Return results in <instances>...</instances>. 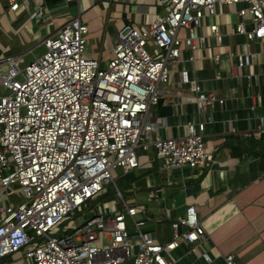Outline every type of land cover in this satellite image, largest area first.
<instances>
[{"label":"built area","instance_id":"2783aa9c","mask_svg":"<svg viewBox=\"0 0 264 264\" xmlns=\"http://www.w3.org/2000/svg\"><path fill=\"white\" fill-rule=\"evenodd\" d=\"M0 1L15 18L23 14L44 25L69 10L71 2L83 0H60L47 5L46 12L43 0ZM239 3L240 21L231 33L244 35L248 43L243 51L227 53L237 59L234 69H246L252 43L264 39V0H159L164 12L153 21L118 31L106 65L84 56L89 29L80 11L40 39L44 51L23 66L34 51L5 48L0 57V197L17 187L24 196L0 200V264L17 252L34 264H177L174 253L183 241L191 244L187 254L212 263L209 251L201 248L206 229L195 205L171 221L170 240L160 241L147 209L127 203L112 170L139 167L140 151L151 147L171 169L194 170L215 161L206 140L211 116L205 114L225 99L183 69L181 81L192 85L199 119L189 121L184 134L164 137L151 107L159 104L171 82V66L181 63L185 50L192 62L212 46L211 39L223 46L225 27L215 20L219 8ZM208 18L214 22L207 25ZM206 25L209 33L202 31ZM111 182L122 207L99 201ZM97 200L99 211H84ZM73 212L82 217L74 219ZM224 260L238 264L232 254Z\"/></svg>","mask_w":264,"mask_h":264},{"label":"crops","instance_id":"0c3cea01","mask_svg":"<svg viewBox=\"0 0 264 264\" xmlns=\"http://www.w3.org/2000/svg\"><path fill=\"white\" fill-rule=\"evenodd\" d=\"M98 3L107 10L104 29L112 37V50L122 27L151 22L164 12L159 0H83L71 2L69 9L74 5L84 21L86 12ZM242 6L225 4L219 8L215 20L225 27L223 46L211 39L212 46L201 50L192 62L188 60L190 52L185 50L181 63L171 66V82L163 87L159 104L151 107L164 137L184 134L187 123L199 119L192 85L181 81L183 69H188L205 90L225 99L224 105L208 106L205 114L211 116L206 140L214 150L215 161L194 170L171 169L168 160L157 156L151 147L140 151L139 167L123 169L115 180L125 193L143 195L152 202L145 216L160 241L170 240L171 221L183 217L188 205H195L206 229L201 248L212 256L210 264H226L224 256L228 254L234 255L238 264H264V39L252 43L250 67L234 69L237 59L227 51H243L248 43L244 35L231 33L240 21L238 10ZM9 15L14 24L29 21L22 19L23 14L17 18ZM212 22L214 18L206 20L207 25ZM207 25L202 29L205 33H209ZM7 48L22 50L19 44H9ZM112 50L107 58L100 52L97 59L102 65L107 64ZM190 247V243L182 242L174 253L177 264H189L190 260L205 264L198 254H187ZM1 264L34 263L23 252H17L5 257Z\"/></svg>","mask_w":264,"mask_h":264},{"label":"rangeland","instance_id":"374dc122","mask_svg":"<svg viewBox=\"0 0 264 264\" xmlns=\"http://www.w3.org/2000/svg\"><path fill=\"white\" fill-rule=\"evenodd\" d=\"M44 7L43 10L47 11V5H52L53 3L49 2L48 0H43ZM58 5V4H57ZM7 5L5 2L0 1V57L3 56L5 48L10 45H20L22 47V51L26 52L27 50H33L34 53L28 54L24 62L21 66H23L24 63H29L34 59V56L40 55L44 51L43 46H38V42L40 39H42L44 36H46L48 33L53 32L56 28L59 27V25H62L67 20L71 19L72 17L76 16L78 11L74 7V5L71 6V8L67 11H62L58 14H55L53 16V19L50 20L49 23L41 25L42 23H34L31 20L27 21L24 25V20L20 24V22H16V24L12 23V18L9 15L8 12H6ZM28 13V12H27ZM23 17L22 19H24ZM107 10L105 9L104 5L97 4L96 6H91V8L86 12L84 15V21L87 23V26L89 28V32L86 35L87 37V50L84 53L85 57L88 58H98L100 55V52H103L104 58H107V54H109L112 50V37L105 32V23L107 21ZM23 25L22 30L18 33L16 29L21 28ZM14 26V28L12 27ZM6 46V47H5ZM149 50H152L150 46H148ZM104 49V50H103ZM3 92V91H2ZM6 93V92H3ZM116 169V168H115ZM113 169V175L116 180V178L121 175L123 168L117 167L115 170ZM116 184H118V181H115ZM116 184L114 182H111L107 187V192H112L111 197L102 199L99 198V201L101 203H105L106 205H110V202H117L118 206L121 204V202L115 197V194L113 192L115 191ZM119 186V185H118ZM124 196L128 204H136L141 207H144L148 211L151 210V201H148L146 197H143V195H138V197L134 196L133 193H125ZM22 190L20 188H15L14 192L8 196L7 192L2 193L0 200L1 202L11 199V202L13 201H20L23 197ZM139 198V200H137ZM140 199H144V201H141ZM98 200L94 202V208L91 206H87L84 208V211H89L92 209L100 210V205L97 204ZM92 212V211H91ZM73 212L72 216L74 219L78 220L80 217H82V214H77Z\"/></svg>","mask_w":264,"mask_h":264},{"label":"trees","instance_id":"16d2710c","mask_svg":"<svg viewBox=\"0 0 264 264\" xmlns=\"http://www.w3.org/2000/svg\"><path fill=\"white\" fill-rule=\"evenodd\" d=\"M48 1L54 4V3L57 2L58 0H48ZM113 194H115V193L113 192ZM111 195H112V192H106V193L102 196V199L109 198V197H111Z\"/></svg>","mask_w":264,"mask_h":264}]
</instances>
